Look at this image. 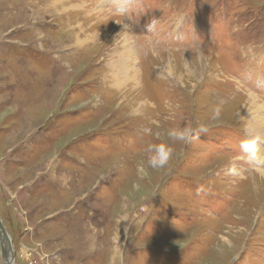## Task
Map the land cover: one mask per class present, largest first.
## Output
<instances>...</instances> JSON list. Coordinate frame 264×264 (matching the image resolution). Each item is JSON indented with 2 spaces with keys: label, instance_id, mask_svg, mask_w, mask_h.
Listing matches in <instances>:
<instances>
[{
  "label": "rangeland",
  "instance_id": "obj_1",
  "mask_svg": "<svg viewBox=\"0 0 264 264\" xmlns=\"http://www.w3.org/2000/svg\"><path fill=\"white\" fill-rule=\"evenodd\" d=\"M247 95L264 107V0H0V219L16 264H264ZM200 124L138 177L149 143Z\"/></svg>",
  "mask_w": 264,
  "mask_h": 264
},
{
  "label": "clouds",
  "instance_id": "obj_2",
  "mask_svg": "<svg viewBox=\"0 0 264 264\" xmlns=\"http://www.w3.org/2000/svg\"><path fill=\"white\" fill-rule=\"evenodd\" d=\"M154 23V22H153ZM148 28H151L152 25H148ZM221 114V108L215 107L213 109L212 119H218ZM208 131V127L204 124H200L198 128H193L186 126L183 128H169L163 133V137H166V142L160 143H149L145 149L147 155L146 161H141L137 164V175L138 177H146L149 175V170H161L165 169L170 160L173 158L174 149L171 144L180 143V144H190L194 137H198L200 133H205ZM247 132V130H246ZM157 140H162L161 132L157 131L154 133ZM254 145L250 141H244L241 144L242 149H250ZM133 189L139 188V184L134 183L132 185Z\"/></svg>",
  "mask_w": 264,
  "mask_h": 264
},
{
  "label": "bare ground",
  "instance_id": "obj_3",
  "mask_svg": "<svg viewBox=\"0 0 264 264\" xmlns=\"http://www.w3.org/2000/svg\"><path fill=\"white\" fill-rule=\"evenodd\" d=\"M124 30V29H123ZM126 33V32H125ZM131 34V33H130ZM126 36V35H125ZM129 37V35H128ZM124 40V39H123ZM126 42V41H125ZM124 48H126V53H125V57H124V63L123 65L125 67H127V72L129 74L130 77L133 78L132 73L137 76L136 74V69H133L130 65V67L126 64V62L128 61V59H130L131 57L129 55L134 54L133 49L130 47V45L126 42V44H123ZM135 60V59H134ZM133 66L135 65L134 63L132 64ZM135 68V67H134ZM121 70V69H120ZM130 71V72H129ZM126 75V74H125ZM130 80V79H129ZM131 81V80H130ZM133 82V81H132ZM247 97L249 98L248 103L246 104L245 108L247 109V117L246 120L247 122L250 124L251 128L253 129V131L255 132V134L257 135L256 137L261 139V141H264V117L261 116L264 113V107L260 104V101H258L256 99V97H252L251 95H247ZM260 153V152H259ZM255 156H258V159H262L263 157H261L260 154L255 153ZM264 176V175H262ZM3 244L6 247L7 242L4 239V237L2 236L1 232H0V246L1 248H3ZM8 247V245H7ZM4 260V259H3ZM12 258L11 256L9 257V259L6 261L4 260V264H7L8 262H11ZM14 264V263H13Z\"/></svg>",
  "mask_w": 264,
  "mask_h": 264
},
{
  "label": "water",
  "instance_id": "obj_4",
  "mask_svg": "<svg viewBox=\"0 0 264 264\" xmlns=\"http://www.w3.org/2000/svg\"><path fill=\"white\" fill-rule=\"evenodd\" d=\"M0 232H1L2 236L4 237V239L6 240L7 245H8V247H7V245H6V247H3V248L0 247L2 257L4 260H8L9 257L11 256L12 261L8 262L7 264H13V263L16 264V262H15L16 258L14 256V251H13V244H12V241H11L9 235L7 234L6 230L4 229V227L2 225L1 219H0Z\"/></svg>",
  "mask_w": 264,
  "mask_h": 264
}]
</instances>
